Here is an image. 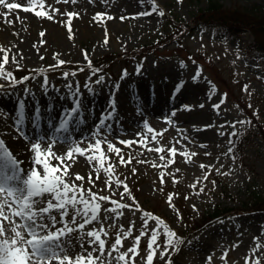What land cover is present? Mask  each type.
Returning a JSON list of instances; mask_svg holds the SVG:
<instances>
[{
	"label": "rangeland",
	"instance_id": "obj_1",
	"mask_svg": "<svg viewBox=\"0 0 264 264\" xmlns=\"http://www.w3.org/2000/svg\"><path fill=\"white\" fill-rule=\"evenodd\" d=\"M14 2L29 5V0ZM213 3H217L222 10L208 16L207 8ZM34 4L37 11L41 10L39 0H34ZM48 4L65 15L52 12L47 8ZM254 5L264 7V0H46L45 9L54 18L38 17L31 11L32 5H29V10L24 11L25 15L16 17L25 20L21 27L1 19L0 46L7 49L9 57L8 62L4 63L5 73H13L16 81H19L18 73L30 71L35 76V79L19 82L0 77V85L5 86L0 88L1 136L11 148L21 149V144L26 143L22 137L16 138L14 135L12 120L19 111L16 105L6 100L12 97L18 99V96L25 99L22 92L26 87L33 89L35 96L37 93H60L72 106L73 101L64 87L67 81L62 73L65 71L70 73L68 79L74 85L79 83L82 95L91 90L109 99L113 85L119 81V90L115 92L117 103L126 99L128 82L144 83L151 93L168 99L171 97L167 90L182 91L177 104L187 131L180 129L179 124L168 122L169 125H166L167 121L164 120L153 124L147 121L157 130V140L154 141L149 128L142 123L136 133L147 135V143L152 146V150L139 144L130 148L116 139L141 138L133 133L105 137L122 149L125 160L128 156L132 157L130 163L121 164L116 153L110 152L107 144L104 145L105 153L111 158L106 162L114 165L115 176L122 180L126 178L132 194L142 207L159 215L183 241L169 246L164 256H160L161 249L165 247V233L161 226L156 242L160 247L156 248L152 264H246V256L252 258V264H257L256 257H259L258 264H264V208H256L252 204L256 197H264V47L261 53L253 50L255 42L264 44V34L252 31L248 26L246 30L240 31V24L234 23L231 41H224L194 23L198 17H231V13L235 14L233 11L242 12ZM67 11L79 13L72 18L71 31L68 28ZM97 12L111 15L97 21L94 19ZM41 30H46L43 37L40 35ZM13 31L19 32V40H13ZM236 36H239L238 39ZM3 54L0 51V62H3ZM122 54L124 58L120 57ZM135 54L137 57H133ZM13 56L16 57L15 62ZM102 56L110 60L107 74H93L89 59L92 62ZM58 59L66 63L60 65ZM17 63L21 66L17 67ZM138 63H142L141 72L145 75L140 78L130 75L136 73ZM49 65L54 67L49 68ZM76 67L85 68L80 71ZM122 69H127L128 75L121 80ZM197 69H200L199 79L194 80L192 77L196 75ZM74 70H77L75 75H71ZM45 74L49 83L57 85L59 91L49 89L45 92L41 87ZM99 75L105 76L103 83H90L97 80ZM86 84L87 89L84 87ZM245 85L248 86L246 90ZM7 89L9 92H5ZM87 95L90 97V94ZM183 104L192 107L185 110L181 107ZM214 104H218V108H214ZM51 112L48 106L46 113ZM3 113H8L9 117ZM133 115L141 119L140 112ZM248 118L251 123H237L235 126L225 123ZM204 124L209 127L202 128ZM233 127L236 133L240 132L244 141L235 149L228 140ZM218 128L223 135L217 131ZM160 129H164L162 134ZM105 131L117 133L119 129L111 124V129ZM204 141L207 143H202ZM158 144L164 145L163 160L161 153L155 151ZM83 146L86 147V143ZM172 146L180 151L169 163L166 158L171 155L168 148ZM229 148L233 149L231 154ZM184 150L189 153L187 158L182 155ZM232 154L234 159L230 157ZM201 162L204 168L200 167ZM70 163V174H83L86 188L91 186L94 191L109 194L107 187H97L107 179L103 169L99 170L100 178L96 179L97 169L84 156ZM208 165H212L211 169ZM133 168L137 171L133 172ZM88 172L93 173L94 185H90L87 180ZM161 172L164 173L163 183ZM173 176L178 177L175 182ZM72 179L76 180V177ZM76 183L81 181L76 180ZM122 190L123 185L116 190L113 198L121 199ZM169 193L173 194L171 207L167 199ZM123 199L132 203L126 193ZM109 203L103 202L102 209ZM193 204L196 205L195 209ZM217 209L227 210L223 214L224 218H214L199 230L190 227L191 224L195 227L203 224V218ZM122 211L123 215L109 229L106 250L114 241L116 232L123 234L120 225L123 224L126 229L131 224L132 232L124 238L120 251L127 253L130 258L128 264H132L133 260L135 264H145L147 239L151 229L157 226L156 221L154 218L148 219V232L141 236L139 250L133 257L128 250L134 243V237L144 227V218L139 210L133 212L125 208ZM232 213L236 214L230 215ZM78 234L79 230L70 234L76 252L80 251ZM84 247L90 249L92 246L85 242ZM225 249L227 255L222 259ZM112 255L114 258L116 253ZM112 264H116L115 259Z\"/></svg>",
	"mask_w": 264,
	"mask_h": 264
},
{
	"label": "snow or ice",
	"instance_id": "obj_2",
	"mask_svg": "<svg viewBox=\"0 0 264 264\" xmlns=\"http://www.w3.org/2000/svg\"><path fill=\"white\" fill-rule=\"evenodd\" d=\"M46 0H39V8L37 11L34 4V0H29L31 11L35 12L38 17H52L51 13L45 9ZM29 5L17 2H9V0H0V6L6 9L3 12L5 21L14 23L15 20H8L9 15L13 13V9H21L25 11L29 10ZM48 9L52 12H60V15H65L57 8H52L51 4L47 5ZM79 13L73 11H67L68 28L71 31V21L74 16H78ZM107 14L104 12H97L94 14V19L99 21ZM135 15V14H130ZM161 15H163V9H161ZM64 23V21H61ZM46 30H41L40 35L43 37ZM0 51H3V62H0V77L8 79L10 81L19 82L29 78V75L19 78L16 81L14 74L11 72L5 73L4 63L8 62V51L0 46ZM21 58H23L21 56ZM15 62L16 57H12ZM155 63V61H153ZM66 63L62 59H58V64L63 65ZM89 67L94 69L95 72H99L100 69L95 68L92 65L91 60L88 61ZM183 63V62H181ZM21 65L17 63V67ZM49 68L54 67L49 65ZM142 69V63L136 65V73L140 74ZM74 70L71 75H75ZM200 69L196 70V75L192 78L195 80L199 76ZM70 73L65 71L62 76L66 79L67 83L64 85L66 94L72 99L73 103L67 110H62L60 117L57 121H54L51 116L47 117V124L49 128L43 130V134L36 131L40 127V121L42 113L39 104H36L33 113L29 116L26 111V99H17V111L20 112V116L12 120V126L17 133L16 138L21 136L27 141L25 151L30 153V159L27 168H25V161L18 158V156L11 150L6 140L0 136V264H112L115 259L116 264H128L129 257L126 252L120 251V246L123 244L125 237H128L132 232V225L128 228H124V225H120V229L123 234L118 231L115 234L114 241L111 242V246L106 250V241L109 236V229L116 223L117 218L123 215V209L128 208L135 212L139 210L144 218V227H142L140 234L134 237V243L131 245L130 251L132 256H136L139 250V242L141 236L148 232L147 224L149 218H154L157 226L152 228L150 235L147 239V256L145 264H152L153 256L156 252V248L160 245L157 242L159 231L162 226V230L165 233V239L163 241L165 247L161 249L160 256H164L168 251V247L174 244H180L183 241L178 237L174 229H172L159 215H154L152 212L146 210L137 201L136 197L132 194L127 180L120 179L114 174V165L107 163L111 158L105 153L104 145L107 144L110 152L116 153L119 157L121 164L130 163L131 156H128L125 160L121 154L122 149L117 147V144L110 139H106L107 132L105 129L110 130V120L116 118V112L118 109L117 101L115 98V92L119 90V81L113 85V92L110 94L109 105L110 107L105 112L101 113L97 123L94 125V131H90L87 136H80L78 139L70 135L69 129L76 121L83 118V100L80 92V85L77 82L75 85L73 81L68 79ZM128 75L127 69L121 70V80ZM35 79V76L32 77ZM105 81L104 75H99L97 80L90 81V83H103ZM5 87L0 85V88ZM41 87L47 92L49 89L59 91V88L54 83H49L47 75H44ZM86 89L88 85L84 86ZM247 85L244 86L245 90ZM24 97L29 94L35 95V91L30 88H24ZM202 106V105H201ZM181 107L185 110L192 107L190 104H183ZM214 108H218V104L213 105ZM51 105H49V109ZM140 109H138L139 111ZM175 109H172L173 114ZM5 117H9L8 113H3ZM21 117H28V120L33 125V131L30 134L25 127H22ZM160 119L169 120L168 116H162ZM171 122V121H169ZM145 126L149 128L152 133V140H157V130L148 125L145 121ZM225 123H231L235 126L237 123H251L250 118L241 121H225ZM202 128L209 127L208 124L201 126ZM7 131V130H5ZM164 129H160L162 134ZM217 131L220 132L219 128ZM236 133L235 127L230 136H234ZM137 137L129 139H123L117 137L116 139L124 145H128L130 148L136 144L141 145L143 148L152 150V146L147 143L148 137L146 134L138 132ZM180 141H177L179 143ZM231 142V141H230ZM60 143L66 144L67 148L63 151H56L53 145ZM86 143V147L83 146ZM204 144L207 141L202 142ZM164 145L158 144L155 147V151L161 153V159H165L163 156ZM180 151L175 146L169 147L168 152L171 154L166 159L169 163L174 160L175 154ZM228 152H233L232 148L228 149ZM195 153H192L194 155ZM208 153H205L207 155ZM184 157H188L187 150L182 152ZM79 156H84L87 162L97 169L96 179H99V170L103 169L107 179L97 187H107L109 194H102L101 192L94 191L91 186L85 187L84 181L86 177L80 172H72L70 174L71 163H74ZM55 160L57 163H53ZM138 163L141 161H137ZM201 168L205 165L203 162L200 164ZM211 169L212 165L207 166ZM133 172L137 169L133 168ZM177 171H179L177 169ZM75 176L76 180L81 183H76L72 177ZM161 182L164 181V173L160 174ZM175 182L178 177H172ZM87 180L90 185L95 184L93 179V173L88 172ZM113 181L115 187H113ZM215 183V182H213ZM123 185V190L120 192L121 199L117 200L113 198V194L120 186ZM203 189H201L202 191ZM127 194L131 198L132 203L124 201V195ZM173 194H168L169 206H173ZM187 198V197H185ZM103 202H110L107 207L102 209ZM192 207L195 209L196 205ZM103 213V214H101ZM178 218L179 212L177 213ZM106 222L107 226H106ZM98 225V227H97ZM87 226V227H86ZM79 230L77 240L79 241L80 251L75 255L69 253V248L74 247V242L70 234ZM255 239V238H254ZM85 242L92 246L90 249L84 247ZM259 247V245H257ZM175 251L176 249L173 248ZM113 252L116 256L113 258ZM86 253V254H85ZM97 253V255H93ZM227 255V249L222 253V259ZM210 259V257H209ZM246 264H252L251 257H245ZM258 264L259 257H256ZM135 264V261H132Z\"/></svg>",
	"mask_w": 264,
	"mask_h": 264
},
{
	"label": "bare ground",
	"instance_id": "obj_3",
	"mask_svg": "<svg viewBox=\"0 0 264 264\" xmlns=\"http://www.w3.org/2000/svg\"><path fill=\"white\" fill-rule=\"evenodd\" d=\"M6 9H4L2 6H0V20L1 19H5V17L3 16V12L5 11ZM11 12L14 14H12V15H9V17L7 18L8 20H15V22L14 23H11L13 26L14 25H16V26H19V27H21V25L22 24H24L25 23V20L23 19V18H16L17 16H21L22 14H26L25 12H24V9H18V11H15V10H11ZM14 32V35L15 36H12L13 37V40H19V32L17 31V32H15V31H13ZM9 39H10V37H9ZM197 80V79H196ZM130 87H131V84L129 85ZM187 90V92H188V90H189V88L188 89H186ZM29 95H31V94H29ZM139 96V95H138ZM175 97H177V99H180V96L179 95H177V94H175L174 95ZM132 98H134V94H133V92H132ZM135 101H137V100H133L132 101V103H134ZM155 102H151V103H153V104H156V106H155V108H154V111H158V112H161V116L162 115H167L168 117H169V120L166 122V125H169V121H171V124H179L178 125V127L180 128V129H182L184 132L185 131H187V127L185 126V125H182L181 124V122H183L182 121V119H181V117H180V115L178 114V111H177V106H176V104H173V102L172 101H170V100H167L166 102H165V104L164 103H162V102H164L163 101V99H157V101L156 100H154ZM39 103H40V109H41V113H42V116L43 115H45V116H48L50 113H48V114H45V112H46V109H47V107L50 105V104H52L53 106L51 107V109H53V107L55 106V105H58V103H60V99L58 98V97H54V96H52V95H49V94H47V93H44V94H42L41 95V99H40V101H39ZM99 105H101V103H96V105L94 106V107H92L90 104H86L84 101H83V117H86V116H88V118H85V120H84V123L85 124H87L88 123V119L90 118V117H92V116H97V110H94L95 108H97V107H99ZM163 105V106H162ZM167 105V106H166ZM35 106H36V103L35 102H33V101H26V111H27V113L29 114V116L33 113V111H34V108H35ZM170 108V110L168 111V112H165V108ZM179 107V106H178ZM172 109H175L176 111H175V113L173 114V112H172ZM106 110H108V108L107 109H104V111H106ZM20 113V112H19ZM52 118H53V120L54 121H57L58 120V118L60 117V115L59 114H57V113H53V114H51L50 115ZM161 116H159V117H161ZM28 118V117H27ZM21 119H22V124H21V126L22 127H25L26 126V124L28 123L27 122V119H24V118H22L21 117ZM98 119H99V117H96V118H94L93 119V121L94 122H96L97 123V121H98ZM131 124H129V123H127V124H125V127H128V126H130ZM88 127V126H87ZM3 130V126H0V136H1V133L3 132L2 131ZM74 131H76V130H74ZM136 131H137V129H134L133 130V134H136ZM17 134V133H16ZM54 148V150H56V151H63V150H66V148H67V145L66 144H58L57 146H54L53 147ZM13 152L18 156V158L19 159H21V160H24L25 161V168H27V166H28V162H29V159H30V153L29 152H27V151H25L24 149H13ZM54 164L55 163H57V161H55V160H53L52 161ZM69 253L71 254V255H75L76 254V251L75 250H73V247H71L70 249H69ZM53 264H54V262H53Z\"/></svg>",
	"mask_w": 264,
	"mask_h": 264
},
{
	"label": "trees",
	"instance_id": "obj_4",
	"mask_svg": "<svg viewBox=\"0 0 264 264\" xmlns=\"http://www.w3.org/2000/svg\"><path fill=\"white\" fill-rule=\"evenodd\" d=\"M208 11H209V15L211 16L212 14H218L220 12L221 7H219L217 5V3H213L210 6H208ZM235 14L231 13V17L228 15L227 17H222L219 16L217 19H213L211 17H208L207 19H204L203 17H198L199 19H197L198 21H201L202 24H209L211 25V23L213 22H217L222 28H224L225 30H227V33L233 34V24H240V31L242 30H246L247 26L252 30L255 31L257 33H262L264 34V7H261L259 5H254L248 9H244L242 12L239 11H233ZM239 22V23H238ZM239 31V32H240ZM259 44V49L264 47L263 43H257ZM234 142V141H233ZM254 206H256V208L258 207H263L264 208V197L260 196V197H256L252 203ZM227 210H220L218 212V210L212 214L209 215V217L214 218V217H218L221 214L225 213Z\"/></svg>",
	"mask_w": 264,
	"mask_h": 264
}]
</instances>
